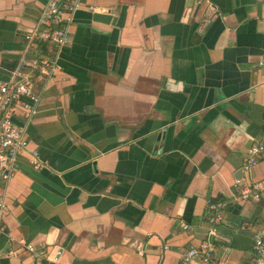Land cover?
Wrapping results in <instances>:
<instances>
[{
  "label": "crops",
  "instance_id": "crops-1",
  "mask_svg": "<svg viewBox=\"0 0 264 264\" xmlns=\"http://www.w3.org/2000/svg\"><path fill=\"white\" fill-rule=\"evenodd\" d=\"M45 3L0 0V80L39 54L25 34ZM68 34L36 112L13 115L44 167L17 158L0 264H33L26 244L57 264H181L208 199L225 204L216 260L255 264L264 153L241 167L264 143V0H82ZM241 178L258 201L236 197Z\"/></svg>",
  "mask_w": 264,
  "mask_h": 264
},
{
  "label": "built area",
  "instance_id": "built-area-1",
  "mask_svg": "<svg viewBox=\"0 0 264 264\" xmlns=\"http://www.w3.org/2000/svg\"><path fill=\"white\" fill-rule=\"evenodd\" d=\"M81 1L46 0L37 26L25 34L26 40L37 46L39 54L28 62V71L19 66L8 81L0 80V236L5 235L3 218L8 212L5 185L17 170V158L26 153L34 169L44 167L38 150L29 149L24 128L14 122L13 115L20 104L26 118L36 112L35 104L39 99L38 84L53 72L55 52L67 44L68 26L72 21L73 12L81 6ZM262 153L263 142H253L249 146L241 167L245 176L250 177ZM234 185L238 199L252 201L260 199L259 182L241 178L237 179ZM207 205L212 211L208 217V237L198 246L188 248L181 257V264H192L195 259H199L201 264H221L215 258L211 238L217 236L225 204L208 199ZM183 228L188 229L190 226L184 224ZM25 249L32 257L33 264H57L54 258H49L31 244H26ZM253 250L256 254L255 264H264V231L253 234ZM9 253L11 256L12 252Z\"/></svg>",
  "mask_w": 264,
  "mask_h": 264
}]
</instances>
